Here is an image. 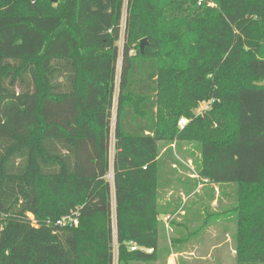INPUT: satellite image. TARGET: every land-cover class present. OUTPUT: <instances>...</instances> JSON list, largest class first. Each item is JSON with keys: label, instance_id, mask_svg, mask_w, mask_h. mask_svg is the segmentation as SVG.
<instances>
[{"label": "trees", "instance_id": "trees-1", "mask_svg": "<svg viewBox=\"0 0 264 264\" xmlns=\"http://www.w3.org/2000/svg\"><path fill=\"white\" fill-rule=\"evenodd\" d=\"M263 79L264 0H0V264L154 260L159 141L236 183L234 264H264Z\"/></svg>", "mask_w": 264, "mask_h": 264}, {"label": "rangeland", "instance_id": "rangeland-1", "mask_svg": "<svg viewBox=\"0 0 264 264\" xmlns=\"http://www.w3.org/2000/svg\"><path fill=\"white\" fill-rule=\"evenodd\" d=\"M56 3V2H54ZM123 24H124V16H123ZM118 45H122V40L118 42ZM121 71V60L119 59L117 63V77L119 76ZM116 105V104H115ZM114 105V106H115ZM209 102H202L199 104L198 110L208 108ZM115 122V113L112 117V125ZM171 144V145H170ZM168 143L166 141H159V157L156 160V168H157V195H158V203L160 202V198L163 195L164 186L167 183L168 179H173L176 183L178 180L186 177V174L183 170V167H187V169L191 170V167L197 163V159L199 157V152L187 141H179V144L175 146L174 143ZM111 155L113 154V140H111L110 147ZM192 153V154H191ZM171 162L175 163L176 166L171 167ZM190 162V164L188 163ZM199 163V160H198ZM145 168V166H144ZM185 169V168H184ZM197 169V168H196ZM195 169V170H196ZM193 172V171H192ZM197 172V171H196ZM106 178L111 183V201L112 208L114 210V195H113V171L110 170L106 174ZM218 186V193L215 194V190L213 186L205 187L207 192L213 196H219L218 201H216V205L214 207L219 212L217 215L208 216L209 223H218V227L213 228L211 232L203 233L205 230L202 228H198V226L202 223L203 219L207 216V214L212 212V209H207L206 214L200 215L199 221H196L191 226H182L181 223L177 222V215L180 214V210L175 213V217L169 219L167 218V223L163 221L160 224L159 228V243L156 250V256L154 260L151 261H130L128 264H165L167 261V257L169 254L171 255L172 251L180 252L179 250H192L195 254L193 260L190 262H182L180 260L181 257L178 256L179 264H217L215 259L217 257H221V261L223 264H234V255L232 248L234 247L233 236L236 233V222H235V213L232 209L233 203L236 198V183H215ZM175 192V191H174ZM217 192V191H216ZM173 194V193H172ZM181 196V194H180ZM182 202V200H180ZM187 203V202H186ZM186 203H183L184 206H181L185 210ZM210 204V203H209ZM205 207V205L203 204ZM180 207V208H181ZM159 209V207H158ZM161 218L164 217V214H160ZM174 222L172 223V221ZM168 224V226H166ZM113 228L115 229L114 223ZM132 243L129 244V248ZM131 250V249H130ZM184 255H189L190 253H183ZM118 245L116 240L113 243V262L112 264H119L118 260ZM193 257V256H191ZM177 260V258H176ZM170 264H173L171 261Z\"/></svg>", "mask_w": 264, "mask_h": 264}, {"label": "crops", "instance_id": "crops-1", "mask_svg": "<svg viewBox=\"0 0 264 264\" xmlns=\"http://www.w3.org/2000/svg\"><path fill=\"white\" fill-rule=\"evenodd\" d=\"M188 163L190 164V162ZM172 166H176L175 163L171 162V167ZM195 169V165L191 167V170L193 172L187 169V167H183L186 177L178 180V183L173 181V179L167 180V183L164 186L165 188L163 190V195L160 198L159 203L157 195V206L159 207L158 218L164 223H167V218L169 217L170 219L172 217H175V213L178 211V209H181V215L176 216L177 222L181 223V225L185 227L191 226L196 221H199L200 215L206 214L207 209H212V212L207 214L202 223L198 226V228L200 227L205 230L203 233H208L209 231L211 232L213 228L218 227V221L217 223L215 222L208 224L209 220L211 221L208 216H215L219 213L217 212L218 210L214 207V205H216V201H218L219 196L217 197L209 194V192H207V189L205 190V187L213 186L215 194L217 195L218 186L206 178L199 177ZM180 200H182V202H180ZM183 203H186L185 210L181 207L184 206ZM203 204L205 205V207L203 206ZM160 214H164V217L161 218ZM173 222L174 220L172 221V223ZM166 226H168V224H166ZM232 250L234 255V247L232 248ZM177 251L178 250L172 251L171 255L169 254L165 264H170L171 261L173 262V264H179L178 256L181 257L182 260L180 261L182 262H190V260L192 261L194 257H197L192 250L184 249L179 250L180 252ZM185 252L190 253V257L189 255H184L183 253ZM220 259L221 257L218 256L217 259H215V262H217V264H223Z\"/></svg>", "mask_w": 264, "mask_h": 264}, {"label": "built area", "instance_id": "built-area-1", "mask_svg": "<svg viewBox=\"0 0 264 264\" xmlns=\"http://www.w3.org/2000/svg\"><path fill=\"white\" fill-rule=\"evenodd\" d=\"M186 119L184 117H181L179 120H178V124L180 126L184 125L186 123ZM57 223L59 224H76L77 223V220L76 218L74 217H63L59 220H57ZM131 250H143L147 253H151L152 252V248H149V247H140L134 243H132L131 247H130Z\"/></svg>", "mask_w": 264, "mask_h": 264}, {"label": "water", "instance_id": "water-1", "mask_svg": "<svg viewBox=\"0 0 264 264\" xmlns=\"http://www.w3.org/2000/svg\"><path fill=\"white\" fill-rule=\"evenodd\" d=\"M49 1H51V2H57L58 0H49ZM145 40H146V39H142V41H141V43H140V48H141V50H142V47H143V45H144V43H145ZM254 84H256V85H258V86H264V79L261 80V81L254 82Z\"/></svg>", "mask_w": 264, "mask_h": 264}]
</instances>
